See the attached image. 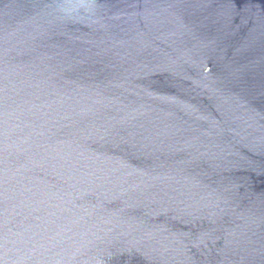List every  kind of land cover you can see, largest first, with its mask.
<instances>
[{"label":"water","instance_id":"1","mask_svg":"<svg viewBox=\"0 0 264 264\" xmlns=\"http://www.w3.org/2000/svg\"><path fill=\"white\" fill-rule=\"evenodd\" d=\"M0 264H264V0H0Z\"/></svg>","mask_w":264,"mask_h":264}]
</instances>
